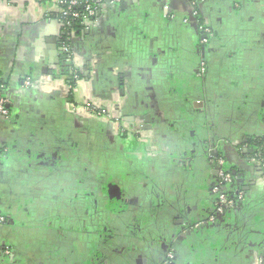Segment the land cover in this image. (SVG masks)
<instances>
[{
  "label": "crops",
  "instance_id": "1",
  "mask_svg": "<svg viewBox=\"0 0 264 264\" xmlns=\"http://www.w3.org/2000/svg\"><path fill=\"white\" fill-rule=\"evenodd\" d=\"M57 1L0 0V264H264V0L105 4L70 53ZM216 148L247 196L212 225Z\"/></svg>",
  "mask_w": 264,
  "mask_h": 264
},
{
  "label": "built area",
  "instance_id": "2",
  "mask_svg": "<svg viewBox=\"0 0 264 264\" xmlns=\"http://www.w3.org/2000/svg\"><path fill=\"white\" fill-rule=\"evenodd\" d=\"M121 0H105L102 3V0H58V11L57 14L61 16L64 20L62 21V25L71 26L75 22L83 23V25L88 21H93L96 19L105 4H119ZM194 16L197 15L196 10H194ZM206 38L202 39L203 43L208 42L209 30L205 27H200ZM64 46V51L66 53H70V49L68 46ZM204 71V68H202ZM27 87H32L33 83L30 80L26 81L25 84ZM7 105H9V100L7 95H1L0 97V115L3 117H9L10 112L7 109ZM99 116H101V111L97 112ZM219 165L223 166V161H219ZM232 182V176L230 173L225 171L224 169H220L218 174V181L213 186L212 192L217 199L216 210L213 215H211L207 222L212 225L217 222V220L225 214L234 209L243 199V193L238 194L237 198H233L229 195L227 191V186ZM200 225V224H199ZM198 225V226H199ZM202 225V224H201Z\"/></svg>",
  "mask_w": 264,
  "mask_h": 264
},
{
  "label": "flooded vegetation",
  "instance_id": "3",
  "mask_svg": "<svg viewBox=\"0 0 264 264\" xmlns=\"http://www.w3.org/2000/svg\"><path fill=\"white\" fill-rule=\"evenodd\" d=\"M194 4H193V6H195L196 5V2H193ZM195 9V8H194ZM196 10V12H197V15L196 16H194V18H195V20H196V22H197V25H198V29H199V33H200V40H201V44H202V46L203 47H205V46H207L209 43H210V40H211V38H212V31L210 30V28L206 25V24H204L202 21H201V16H200V14H199V11L197 10V9H195ZM201 26H203V27H205L206 29H208L209 30V36H208V42H206V43H203L202 42V39L203 38H206L205 36H204V34H203V32L201 31V29H200V27ZM204 67V66H203ZM204 70H205V68H204ZM203 72V71H202ZM205 72V71H204ZM203 76H204V74L202 73L200 76H199V78L201 79H203ZM101 116H107L108 117V115H107V111H101ZM213 145V144H212ZM208 153V155H209V157H211V162H213L214 163V174H215V181H214V183L212 184V188L211 189H213V186L217 183V181H218V174H219V171H220V169H224L225 171H227V173L229 172L230 173V175L232 176V182L227 186V191H228V193H229V195L230 196H232L233 198H237L238 196V194H240V193H243V199L241 200V202L239 203V204H241L242 205V203L244 202V200H245V198H246V196H247V194L245 193V192H238L236 195H234L233 193H231L229 190H228V188H229V186L230 185H232L233 184V182H234V178H233V175H232V171H231V168H230V166L228 165V163L224 160V158L221 156V154H220V151H219V149L218 148H216L215 150H210V151H207ZM242 153L243 154H246V156H242L243 157V159L242 160H245V162H248V163H252V164H254V168L256 169V178H259V177H261V179H262V177H263V174H264V136L263 137H261V138H259V139H257V140H250V141H248L247 143H244L243 144V147H242ZM218 154V155H217ZM220 160H222L223 161V166H220L219 165V161ZM213 193V192H212ZM214 195V194H213ZM214 198H215V201H216V206H217V199H216V197L214 196ZM237 205L234 209H232V210H230V211H228L226 214H225V216L229 213V212H233L234 210H236L239 206H241V205ZM216 206H215V210H216ZM215 210L213 211V214H214V212H215ZM212 214V215H213ZM225 216H223V217H221V218H219L218 220H217V222L215 223V224H213V225H216V224H218L219 222H221L222 220H223V218L225 217ZM174 259V256H173V254L172 253H169L168 254V256H167V258H166V262H164L163 264H167L169 261H172Z\"/></svg>",
  "mask_w": 264,
  "mask_h": 264
},
{
  "label": "trees",
  "instance_id": "4",
  "mask_svg": "<svg viewBox=\"0 0 264 264\" xmlns=\"http://www.w3.org/2000/svg\"><path fill=\"white\" fill-rule=\"evenodd\" d=\"M37 1H44V0H37ZM105 0H102V3ZM55 18L57 20L60 21L61 25L63 24L62 21L64 22L63 18L59 15H57V17L55 16ZM201 19V18H200ZM202 21V19H201ZM65 23V22H64ZM63 38H62V44L66 45L70 48V51L72 52V38L79 35V33H82V31L84 30V25L83 23H78L75 22L74 24H72L71 26H63ZM85 75L80 72L79 70H76L72 73V79H71V86L72 88L75 86V84L77 83V81L81 78H83ZM9 107V112H11L12 108H11V104L7 105V107ZM5 152V149L0 150V155H3Z\"/></svg>",
  "mask_w": 264,
  "mask_h": 264
},
{
  "label": "water",
  "instance_id": "5",
  "mask_svg": "<svg viewBox=\"0 0 264 264\" xmlns=\"http://www.w3.org/2000/svg\"><path fill=\"white\" fill-rule=\"evenodd\" d=\"M68 55H69V54H68ZM69 56H70V55H69ZM9 107H10V106L7 107L8 110H9ZM6 155H7V154H6ZM217 155H218V154H217ZM1 160H2V158L0 159V161H1ZM239 205H241V204H239ZM4 222H5V220H4ZM197 228H198V226L196 227V229H197Z\"/></svg>",
  "mask_w": 264,
  "mask_h": 264
}]
</instances>
